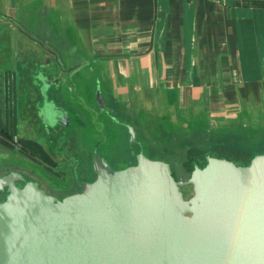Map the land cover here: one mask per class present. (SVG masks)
I'll return each mask as SVG.
<instances>
[{
	"label": "crops",
	"instance_id": "0c3cea01",
	"mask_svg": "<svg viewBox=\"0 0 264 264\" xmlns=\"http://www.w3.org/2000/svg\"><path fill=\"white\" fill-rule=\"evenodd\" d=\"M81 78L96 83L101 109L117 106L127 124L129 115L161 135H188L190 111L237 109L256 119L264 112V0H0V176L20 172L69 189V168H50L75 138L47 132L44 103L68 120L81 115L78 98L66 99L81 94Z\"/></svg>",
	"mask_w": 264,
	"mask_h": 264
},
{
	"label": "water",
	"instance_id": "95a60500",
	"mask_svg": "<svg viewBox=\"0 0 264 264\" xmlns=\"http://www.w3.org/2000/svg\"><path fill=\"white\" fill-rule=\"evenodd\" d=\"M50 107L46 122L68 125ZM205 160L182 181L142 151L121 169L95 155V178L62 198L20 172L0 176V264H264V152Z\"/></svg>",
	"mask_w": 264,
	"mask_h": 264
},
{
	"label": "rangeland",
	"instance_id": "374dc122",
	"mask_svg": "<svg viewBox=\"0 0 264 264\" xmlns=\"http://www.w3.org/2000/svg\"><path fill=\"white\" fill-rule=\"evenodd\" d=\"M80 81L79 85L83 88H79L81 94L74 91V94H66V99L78 98L77 102L74 101L73 104H70L80 108L83 117L78 113L74 115L72 112L69 125L63 127L54 122H51L52 125L44 122L48 133L55 132L58 134V129H62L67 136L73 135L75 138V147L68 151H63L62 148L57 150V153L62 152L63 161L58 162L55 169L50 168V172L53 173L57 169L63 171L64 168H69L73 175L69 189L66 190L64 185H53L55 182L54 174L50 176L44 173L53 185L52 189V186L38 183L48 194L57 197H62L66 192L80 191L77 184L79 180L87 177L91 157L95 152L105 157L112 168L121 169L135 162L134 158L130 156V146L138 148L129 143L128 133L122 128L126 122H124L123 116L117 112V106H114L111 112L101 109L93 93L96 83L83 78ZM74 87L75 89L78 88L77 85ZM70 89L74 90L73 87ZM48 94L43 93V98L47 99ZM212 96L219 97V95ZM49 105L53 107L47 101L44 103V107ZM203 113L205 117H202L198 111H195V114L190 111V126H184L188 133V135L185 134L186 136L177 133L161 135L158 130L161 127L147 126L145 122L138 125L135 123L139 121H136L135 118L132 119V116L129 115L127 117H131V120L135 122L132 123L140 137L137 138V141L139 140L141 147L143 146L141 151L150 158L167 161L171 166L173 175L178 180L188 179L194 165L203 166L206 163V155L226 158L236 164H247L254 154L264 152V112H261L253 120L252 117L248 118L250 112L237 109L217 110L216 114H211L205 110ZM238 115H240L239 119ZM174 122L178 126V122ZM48 124L51 126H47ZM163 128L165 131L166 127ZM170 131L173 132L172 129ZM61 143V145L65 144V142ZM139 150L137 149L136 152L139 153ZM34 169L40 170L38 167H34ZM181 190L184 198H188L192 194L191 185H182ZM3 198L4 196L0 195V200Z\"/></svg>",
	"mask_w": 264,
	"mask_h": 264
},
{
	"label": "flooded vegetation",
	"instance_id": "af4514ba",
	"mask_svg": "<svg viewBox=\"0 0 264 264\" xmlns=\"http://www.w3.org/2000/svg\"><path fill=\"white\" fill-rule=\"evenodd\" d=\"M97 93V92H96ZM95 93V98L98 100V98H97V94ZM96 100V101H97ZM97 103H99V101H97ZM99 106H101L100 104H98ZM112 116V115H111ZM129 124H127V123H125L124 125H123V127L122 128H124V130H126L127 131V133H128V140L130 139V133H129V130H128V126ZM131 126V125H130ZM133 127V129H134V131H136V129L134 128V126H132ZM142 137V136H141ZM137 138H140L139 137V135L137 134V132H135V138L132 140V142L130 141H128L129 143H131V145L133 144L134 146H137L138 148L137 149H140L139 150V152L141 151V149H143L142 147H141V144L139 143V140L137 141ZM142 140V139H141ZM136 148H132L131 146H130V149H129V152H130V156H132L134 159V161H136V154H138L137 152H136V150H137ZM132 154V155H131ZM95 155L97 156V160L99 161V160H101V159H105L106 160V158L105 157H103V156H100V155H98L97 154V152H95L94 154H92V157H91V165L89 166L90 168H89V173H88V175H87V177L85 178V179H82V180H79V182H78V186H79V189H80V191H81V184L82 183H84V182H90V181H92L94 178H95V174H94V172H93V162H94V159H95ZM107 161V160H106ZM108 162V161H107ZM135 163V162H134ZM93 178V179H92ZM21 184H20V183ZM17 184L18 185H22L23 184V182H21V181H18L17 182ZM79 192V191H78ZM71 193H75V192H69V193H67L66 195H68V194H71ZM5 192H0V195L1 196H5ZM66 195H63V196H66ZM62 196V197H63ZM62 197H58V198H62ZM2 200V199H1Z\"/></svg>",
	"mask_w": 264,
	"mask_h": 264
},
{
	"label": "trees",
	"instance_id": "16d2710c",
	"mask_svg": "<svg viewBox=\"0 0 264 264\" xmlns=\"http://www.w3.org/2000/svg\"><path fill=\"white\" fill-rule=\"evenodd\" d=\"M203 166H204V165H203ZM201 167H202V166H201ZM3 199H4V198H3ZM3 199H2V200H3Z\"/></svg>",
	"mask_w": 264,
	"mask_h": 264
}]
</instances>
